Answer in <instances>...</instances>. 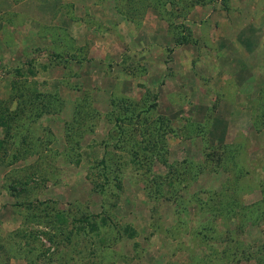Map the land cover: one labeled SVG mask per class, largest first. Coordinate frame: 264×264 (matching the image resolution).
<instances>
[{
  "label": "rangeland",
  "instance_id": "obj_1",
  "mask_svg": "<svg viewBox=\"0 0 264 264\" xmlns=\"http://www.w3.org/2000/svg\"><path fill=\"white\" fill-rule=\"evenodd\" d=\"M0 264H264V0H0Z\"/></svg>",
  "mask_w": 264,
  "mask_h": 264
},
{
  "label": "trees",
  "instance_id": "obj_2",
  "mask_svg": "<svg viewBox=\"0 0 264 264\" xmlns=\"http://www.w3.org/2000/svg\"><path fill=\"white\" fill-rule=\"evenodd\" d=\"M46 105V104H45ZM46 106H51V103H47ZM43 109H40L39 113L42 111ZM38 113V114H39ZM102 188V186L100 187ZM16 189V188H15ZM15 189H13L15 191ZM19 190H22V189H19ZM28 205H31L30 203ZM32 224H37L38 226H43L45 227L46 229H49L51 226L53 227L52 223L50 221H43L42 219H38V217L36 218L34 216V219L32 220Z\"/></svg>",
  "mask_w": 264,
  "mask_h": 264
}]
</instances>
